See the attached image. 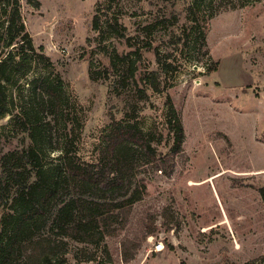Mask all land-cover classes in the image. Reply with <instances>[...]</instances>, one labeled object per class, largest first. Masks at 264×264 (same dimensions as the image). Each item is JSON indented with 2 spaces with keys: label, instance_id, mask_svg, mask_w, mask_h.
I'll return each instance as SVG.
<instances>
[{
  "label": "rangeland",
  "instance_id": "374dc122",
  "mask_svg": "<svg viewBox=\"0 0 264 264\" xmlns=\"http://www.w3.org/2000/svg\"><path fill=\"white\" fill-rule=\"evenodd\" d=\"M38 1L21 0L35 52L5 82L13 105L0 117V179L2 156L33 143L46 166L66 150L94 159L112 121L137 124L157 155L172 149L176 115L184 131L167 173L138 156L133 181L145 193L126 223L113 217L96 245L70 241L64 264H264V0ZM3 32L0 60L11 49ZM43 77L61 80V104L31 110ZM29 109L30 121L17 116Z\"/></svg>",
  "mask_w": 264,
  "mask_h": 264
},
{
  "label": "trees",
  "instance_id": "16d2710c",
  "mask_svg": "<svg viewBox=\"0 0 264 264\" xmlns=\"http://www.w3.org/2000/svg\"><path fill=\"white\" fill-rule=\"evenodd\" d=\"M26 1L36 8L40 6L38 0ZM1 18L4 46L11 49L0 60V117L12 111L13 99L9 101L5 91L10 72L28 71L35 52L21 15V0H0ZM17 47L23 54L21 59H16L18 55L13 49ZM40 54L50 66V57ZM158 62L168 72L167 62L160 58ZM62 91L60 79L56 84L48 77L35 79L28 106L31 110L39 105L57 107ZM19 114L26 122L37 112L31 113L29 109ZM173 125V146L163 155L154 153L137 124L120 121H112L103 149L92 160L72 157L66 150L60 153L58 162L46 166L34 143L3 155L1 166L5 175L0 179V205L6 207L9 199L11 202L10 211L1 219L0 264H11L15 254L22 255L24 264H64L70 241L96 245L105 236L102 226L112 224L113 217H120L124 225L131 206L143 199L145 193V185L133 181L140 163L138 156L149 154L154 168L167 173L174 164L170 155L182 150L184 131L180 115H176ZM33 132L32 141L37 143ZM258 191L264 200V186ZM46 223V233L35 236L32 230ZM154 230L151 227L147 232Z\"/></svg>",
  "mask_w": 264,
  "mask_h": 264
},
{
  "label": "built area",
  "instance_id": "2783aa9c",
  "mask_svg": "<svg viewBox=\"0 0 264 264\" xmlns=\"http://www.w3.org/2000/svg\"><path fill=\"white\" fill-rule=\"evenodd\" d=\"M165 248V244L163 239H159L156 241V243H153V251L160 252Z\"/></svg>",
  "mask_w": 264,
  "mask_h": 264
}]
</instances>
